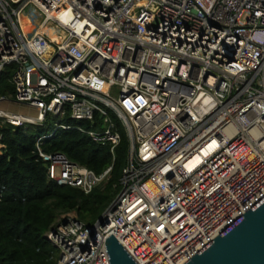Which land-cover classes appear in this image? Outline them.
Listing matches in <instances>:
<instances>
[{
  "label": "built area",
  "instance_id": "built-area-1",
  "mask_svg": "<svg viewBox=\"0 0 264 264\" xmlns=\"http://www.w3.org/2000/svg\"><path fill=\"white\" fill-rule=\"evenodd\" d=\"M0 120L67 113L113 154L120 192L93 223L63 212L57 264H110L112 234L138 264H184L264 198V0H0ZM14 100L36 116L11 112ZM98 117V120H96ZM37 141L48 177L85 193L98 174ZM2 135L0 134V141Z\"/></svg>",
  "mask_w": 264,
  "mask_h": 264
},
{
  "label": "trees",
  "instance_id": "trees-1",
  "mask_svg": "<svg viewBox=\"0 0 264 264\" xmlns=\"http://www.w3.org/2000/svg\"><path fill=\"white\" fill-rule=\"evenodd\" d=\"M15 68L8 66L0 74V96L14 94ZM58 124L91 128L90 122H76L69 113L61 119L48 115L42 125L14 126L0 120V264H57L59 252L45 234L59 215L76 211L93 224L120 192L129 147L125 130L120 127L122 142L113 154L88 134ZM45 135H51L41 142L47 153L63 152L98 174L111 166L106 181L85 193L50 180L49 164L37 151V141Z\"/></svg>",
  "mask_w": 264,
  "mask_h": 264
},
{
  "label": "water",
  "instance_id": "water-1",
  "mask_svg": "<svg viewBox=\"0 0 264 264\" xmlns=\"http://www.w3.org/2000/svg\"><path fill=\"white\" fill-rule=\"evenodd\" d=\"M110 264H138L112 234ZM184 264H264V198Z\"/></svg>",
  "mask_w": 264,
  "mask_h": 264
},
{
  "label": "rangeland",
  "instance_id": "rangeland-1",
  "mask_svg": "<svg viewBox=\"0 0 264 264\" xmlns=\"http://www.w3.org/2000/svg\"><path fill=\"white\" fill-rule=\"evenodd\" d=\"M1 107L6 109V110H9L11 112L25 114L28 116H36V110L35 109H33V108H31L25 104L17 103L14 100L2 103ZM95 145H97V143H95Z\"/></svg>",
  "mask_w": 264,
  "mask_h": 264
}]
</instances>
